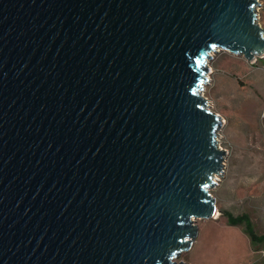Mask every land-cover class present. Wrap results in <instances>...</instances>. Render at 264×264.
Returning <instances> with one entry per match:
<instances>
[{
    "label": "water",
    "instance_id": "water-1",
    "mask_svg": "<svg viewBox=\"0 0 264 264\" xmlns=\"http://www.w3.org/2000/svg\"><path fill=\"white\" fill-rule=\"evenodd\" d=\"M258 0H0V264H185L216 216L220 51Z\"/></svg>",
    "mask_w": 264,
    "mask_h": 264
},
{
    "label": "rangeland",
    "instance_id": "rangeland-1",
    "mask_svg": "<svg viewBox=\"0 0 264 264\" xmlns=\"http://www.w3.org/2000/svg\"><path fill=\"white\" fill-rule=\"evenodd\" d=\"M257 23L264 29V0ZM200 91L207 109L222 118L217 142L226 152L222 176L209 190L217 213L196 220V237L174 260L185 264H264V246L250 243L245 226L228 224L224 213L244 216L264 238V57L251 63L228 52L211 53Z\"/></svg>",
    "mask_w": 264,
    "mask_h": 264
},
{
    "label": "trees",
    "instance_id": "trees-1",
    "mask_svg": "<svg viewBox=\"0 0 264 264\" xmlns=\"http://www.w3.org/2000/svg\"><path fill=\"white\" fill-rule=\"evenodd\" d=\"M225 218H227L228 224L233 225V226H239V225H244L246 228V235L248 236L250 243L252 245L254 244H262L264 246V238L263 237H258L257 235L254 234L253 230L250 228V225L248 224L247 219L242 216V217H233L228 213L223 214Z\"/></svg>",
    "mask_w": 264,
    "mask_h": 264
}]
</instances>
